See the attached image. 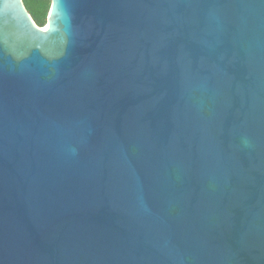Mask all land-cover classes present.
Segmentation results:
<instances>
[{
  "label": "water",
  "instance_id": "1",
  "mask_svg": "<svg viewBox=\"0 0 264 264\" xmlns=\"http://www.w3.org/2000/svg\"><path fill=\"white\" fill-rule=\"evenodd\" d=\"M46 24L0 0V264H264V0Z\"/></svg>",
  "mask_w": 264,
  "mask_h": 264
},
{
  "label": "trees",
  "instance_id": "2",
  "mask_svg": "<svg viewBox=\"0 0 264 264\" xmlns=\"http://www.w3.org/2000/svg\"><path fill=\"white\" fill-rule=\"evenodd\" d=\"M30 13L40 26H45L50 13L52 0H24Z\"/></svg>",
  "mask_w": 264,
  "mask_h": 264
},
{
  "label": "rangeland",
  "instance_id": "3",
  "mask_svg": "<svg viewBox=\"0 0 264 264\" xmlns=\"http://www.w3.org/2000/svg\"><path fill=\"white\" fill-rule=\"evenodd\" d=\"M48 17H49V15H48ZM46 26H47V24H46ZM46 26H45V27H46Z\"/></svg>",
  "mask_w": 264,
  "mask_h": 264
}]
</instances>
